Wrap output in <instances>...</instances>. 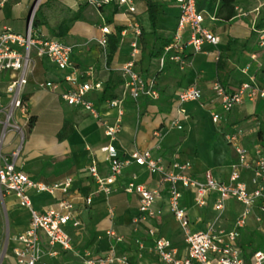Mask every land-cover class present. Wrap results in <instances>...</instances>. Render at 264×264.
Segmentation results:
<instances>
[{"label":"crops","instance_id":"0c3cea01","mask_svg":"<svg viewBox=\"0 0 264 264\" xmlns=\"http://www.w3.org/2000/svg\"><path fill=\"white\" fill-rule=\"evenodd\" d=\"M153 1L159 5L158 33L172 39L179 7L169 0ZM197 1L198 8L204 11L206 17L204 25L219 36L220 43L213 46L207 44L200 52L188 49L189 65L180 70L172 63L160 68L156 57H152L154 60H149L148 63L142 61L143 47L140 37L142 52L137 69L145 78L155 80L160 96H141L138 100L130 96L121 67L130 59L134 38L129 18H136L142 31H151L146 0H135L138 11L134 16L119 9L116 3L105 5L101 9L90 4L88 0L39 1L33 17L38 20V25L34 28L46 36H55L74 44L76 48L73 58L78 72L82 73V79L92 70L95 80L102 85L100 90H94L88 95L98 112L95 117L82 107L69 105L62 98V94L69 88L67 82L63 81L57 90L40 86L47 80H58L63 72L49 59H37L34 72L24 86L23 93L30 116L29 122L20 109L15 111V119L23 127L24 134L8 131L0 141V150L4 155L11 154L21 145L20 153L15 159L16 167L33 179L49 185L63 182L69 177L74 179L67 194L60 190L54 193H31L34 207L40 211L55 206L63 197H69L74 204V214L81 222L79 227L68 228L74 245L73 251H66L59 244L50 246L46 236L42 234V258L50 264H87L84 251H90L93 257L107 256L111 254L114 246L117 256H128V264H155L156 255L150 251L152 240L148 234L151 227L158 228L161 235L173 242L178 256L188 253L184 229L168 207L167 185L160 182L159 174L150 173L146 168L132 162L124 168L120 176L121 182H127L132 174H136L138 182L160 189L161 198L154 204L157 214L145 222H135L139 216L137 194L121 189L109 195L96 192V182L86 172V167L92 158H96L100 173H108V165L104 161L105 153L101 150V147L110 143L109 137L105 135L104 122L116 124L121 118V129L113 141L121 158H127L134 149H150L167 165L175 161L190 162L192 167L184 173L201 180L204 179V173L210 170L218 179L228 181L231 166L237 156L235 148L226 140L224 133L233 130L235 126L244 130L240 144L249 150L252 157L257 156L258 150L264 154V141L259 139L260 132H263L259 126L264 120L262 102L259 99H246L230 112H226L214 91L220 53L228 50L230 38L249 36L250 30L254 29V22L256 24L258 20L264 0H257L255 7L259 8V13L255 12L253 18L248 14L239 15L237 8L242 9L245 2L254 0H226L232 3L236 12L235 17L229 20L221 18L219 14L224 0ZM34 2L35 0H0V32L4 28H12L16 32L25 33ZM161 2L165 4L164 7L160 5ZM114 7H117L112 16L114 21L108 23L106 15ZM64 22L68 25V31L60 36L58 27ZM105 25L110 28V33L106 35V46L100 44L102 27ZM117 26L123 27L120 44L116 53L109 57V37L117 33ZM124 53L126 57H123ZM253 53L256 54L255 59L251 57ZM247 55V62L237 66L232 72L230 83L226 87L229 91L250 76H254L259 83L264 81V49L259 47L257 51H247ZM247 64H250V68L244 74L242 70ZM234 73L239 74L240 78H235L237 76ZM9 77V73L0 75V95L5 102L8 100L5 88ZM109 80L117 84L114 90L117 97L100 100ZM190 85L202 89L201 100L180 104L176 99L177 94ZM113 99L120 101L118 107L110 105L109 101ZM180 108H184L186 112H181ZM212 111L223 115L218 127L219 133L214 127H206L207 121H201L204 120V114L212 121ZM176 119L180 120L182 129L171 124ZM155 131L160 135L155 136ZM223 144H226L225 147ZM251 177L250 170H243L242 179L250 188ZM180 189L181 205L187 209L192 231L206 230L211 223L216 228L232 229L236 218L246 208L239 200L227 198L219 215L213 208L218 197L216 192L208 193L206 205L199 206L195 203V189H184L182 186ZM89 195L93 197L91 204L85 201ZM30 227V212L18 204L17 197L6 192L0 195V244L3 247L0 264H19L14 253L20 246L17 238ZM110 230L124 237L121 244H116L115 237L108 234ZM137 238L143 242L144 249H139L135 242ZM238 241L247 259L256 250H264V211L260 202L250 210L247 225L241 229ZM52 252L55 254H51Z\"/></svg>","mask_w":264,"mask_h":264},{"label":"built area","instance_id":"2783aa9c","mask_svg":"<svg viewBox=\"0 0 264 264\" xmlns=\"http://www.w3.org/2000/svg\"><path fill=\"white\" fill-rule=\"evenodd\" d=\"M169 1L175 2L180 11L173 37L162 47L157 61L160 68H164L167 63H172L178 69L184 70L189 65L188 49L200 52L207 44L212 46L219 44L220 38L204 25L206 17L204 11L198 8L197 0ZM88 2L98 8L116 3L118 8L124 9L129 16H134L138 11L135 0H88ZM237 10L239 15L245 14L242 9L237 8ZM255 12L258 14L259 8H256ZM33 17L34 10L29 15L25 33L16 32L12 28H4L0 32V75L6 73L10 75L5 88L8 100L5 102L0 95V141L8 131L24 134L23 127L15 119V111L20 109L29 122L30 116L23 93L24 86L34 72L37 59H49L63 72L58 80H47L40 86L57 90L63 81L67 82L69 88L62 94V98L69 105L82 107L93 116H98L94 102L88 95L94 90H100L101 82L95 80L92 70L87 73L85 79H82V73L78 72L73 58L76 46L36 30L33 26ZM128 22L133 29L134 38L131 43L130 59L121 67L125 85L130 96L135 100L141 96L159 98L155 80L145 78L137 69V62L142 52L140 23L133 17L129 18ZM253 27L257 33L258 46L264 49V27L255 28V22ZM102 31L100 44L106 46L108 42L106 35L110 33L109 26H103ZM251 57L255 59L256 54H251ZM249 68L250 64L245 65L243 73L247 74ZM214 91L226 112H230L246 99H259L264 107V81L259 83L254 76H250L248 80L230 91L216 82ZM202 96L200 87L190 85L182 88L176 99L180 104H184L199 101ZM109 103L111 106L118 107L120 101L113 99ZM180 111L186 112L184 108H180ZM211 118L215 124L221 125L223 115L212 111ZM120 123L121 118L116 124L104 122L105 135L109 137L110 143L101 147V150L105 153L104 161L107 162L108 173L105 175L100 173L96 158L91 159L86 172L94 178L97 185L96 192L109 195L121 189L137 194L139 197V216L135 220L137 223L145 222L157 214L154 204L161 198V191L159 188H152L138 182L136 174H132L127 182H121L120 176L124 168L132 162L146 168L150 173L160 175V182L167 185L168 207L184 229L188 253L185 256H178L173 242L161 235L158 228L151 227L148 234L152 240L150 251L156 255L155 264H264L263 249L256 250L251 258L247 259L238 241L241 229L247 225V216L253 206L260 202L261 209L264 211V154L258 150L257 156L252 157L249 150L240 144L244 133L242 128L235 126L233 130L224 133L226 140L235 148L237 160L231 166L228 181H222L210 170L204 173L202 180L192 174L184 173L192 167L190 162L175 161L167 165L150 149H134L127 158H121L113 144L121 129ZM171 124L182 129L179 119L171 121ZM154 134L160 135L158 131ZM20 149L21 145L9 155H4L0 150V195L4 192L14 194L18 204L29 210L31 219L30 229L17 238L20 246L14 251L15 257L19 264H50L42 258V234L46 236L50 246L59 244L64 250L73 251L74 245L68 228L69 226L79 227L81 222L74 214V204L69 197H63L55 206L40 211L34 207L31 193L33 191L54 193L60 190L67 194L74 179L69 177L53 185L33 179L16 167L15 159ZM243 170L252 172L251 188L242 179ZM180 186L184 189L196 190L195 203L199 206L206 205L208 193L216 192L218 197L213 208L219 215L227 198L239 200L246 208L236 218L232 229L216 228L214 223H211L206 230L192 231L187 209L181 205ZM92 200V195L85 199L87 204H91ZM108 234L115 237L116 244H121L124 240V237L114 230L108 231ZM135 242L140 250L144 249L140 238L135 239ZM115 251L114 246L111 254L107 256L93 257L90 251H84L83 255L86 257L87 264H128V256H117Z\"/></svg>","mask_w":264,"mask_h":264},{"label":"trees","instance_id":"16d2710c","mask_svg":"<svg viewBox=\"0 0 264 264\" xmlns=\"http://www.w3.org/2000/svg\"><path fill=\"white\" fill-rule=\"evenodd\" d=\"M147 6H148V14H149V20H150V32L142 31L141 34V43L143 50H146L147 48H151L152 51V57L158 58V56L161 54L162 47L167 44L171 39L167 38L166 40L162 41L160 45L157 44V42L161 39L160 34L158 33L157 29V21H158V14H159V5L154 2L153 0H146ZM104 8L101 7V9ZM117 11V7H114L111 11V13L106 15V21L108 23H112L113 20V14ZM219 14L221 15V18H224L226 20L233 19L236 15L234 6L232 3L224 0L222 3V7L220 9ZM38 25V20L33 19V26ZM264 27V14H262L261 17L258 18L255 28H263ZM117 33L110 35L109 37V57L114 55L116 51L118 50L119 44H120V34L123 30L122 26H117ZM58 34L60 36H63L68 31V25L66 22L62 23L58 27ZM253 35H256V31L253 29ZM235 43L234 38H230L228 41V50L232 49L233 44ZM250 39L247 40L242 44L243 47L247 49V51H257L259 49L257 40L254 46H250ZM225 52H221L218 60H217V82L222 84L225 87H228L231 79L232 72L235 70V66L230 64L228 61L224 58ZM117 84H115L112 80L108 81V84L102 94L100 95V100H105L107 98H116L117 95L114 94V90L116 89ZM261 134V132H260Z\"/></svg>","mask_w":264,"mask_h":264},{"label":"rangeland","instance_id":"374dc122","mask_svg":"<svg viewBox=\"0 0 264 264\" xmlns=\"http://www.w3.org/2000/svg\"><path fill=\"white\" fill-rule=\"evenodd\" d=\"M39 1L40 0H35L34 6H33V10L37 9ZM257 4H258L257 0L249 1V3L245 2L243 4V7H242V12L245 13V14H248L250 17L253 18V14H256L254 10L257 7L256 6ZM160 5L162 7H164L165 4H163L161 2ZM262 14H264V5H262L261 8H260V14H259L258 18L261 17ZM249 24L252 25V23H250V22H249ZM250 31H251V33L249 34L248 37H245V38H241V37L240 38H234L235 39V43L233 44L232 49L227 50L225 52V55H224L225 60L228 61L233 66H235V69L237 68V66H241V65L245 64V62H247V60H248L247 49L245 47H243L242 44L244 42H246L247 40H249V39H250V43H249L250 46H254L255 43H256L257 37H256V35H253V30L252 29ZM167 38H168L167 35H165V34L162 35L161 39L157 42V44L160 45L162 43V41L166 40ZM123 57H126V53L123 54ZM144 60L147 63H148L149 60L150 61L154 60L152 58V51H151L150 47L147 48L146 50H143L142 61H144ZM235 74L236 73H234V75ZM235 76H237L235 78H240L239 74H237ZM201 121L202 122L203 121L204 122L207 121L206 127H212V128L214 127L216 129V131L219 133V131H218L219 125L213 123L211 121L210 117L207 114H204V120H201ZM211 122H212V125H211ZM202 127L203 126L201 124L200 128L202 129ZM259 129L263 130L262 134L259 135V139L262 142V141H264V120L261 121ZM256 137L258 138L257 133H256ZM259 139H258V141H259ZM225 145L226 144H223L224 147H225ZM2 251H3V247L0 244V258H1V255H2Z\"/></svg>","mask_w":264,"mask_h":264}]
</instances>
